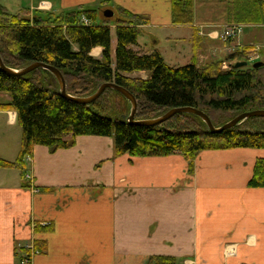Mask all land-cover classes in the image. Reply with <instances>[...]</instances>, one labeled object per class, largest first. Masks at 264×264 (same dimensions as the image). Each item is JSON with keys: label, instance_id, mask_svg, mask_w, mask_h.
I'll use <instances>...</instances> for the list:
<instances>
[{"label": "crops", "instance_id": "obj_1", "mask_svg": "<svg viewBox=\"0 0 264 264\" xmlns=\"http://www.w3.org/2000/svg\"><path fill=\"white\" fill-rule=\"evenodd\" d=\"M0 6L31 20L80 8H104L102 16L124 9L149 20L134 52H158L162 39L140 40L157 30L165 40H186L200 66L251 45L239 36L220 47L225 25L176 24L173 0H0ZM117 18L110 20L111 36ZM116 50L112 41L114 63ZM91 56L101 60L103 48ZM7 95L0 102V160L15 163L23 131L14 136L20 125L15 111L2 108L11 102ZM260 158L263 149L204 151L191 170L181 153L118 156L113 137L79 136L57 150L35 146L21 167L0 168V264L27 258L30 264H264V188L249 186Z\"/></svg>", "mask_w": 264, "mask_h": 264}, {"label": "trees", "instance_id": "obj_2", "mask_svg": "<svg viewBox=\"0 0 264 264\" xmlns=\"http://www.w3.org/2000/svg\"><path fill=\"white\" fill-rule=\"evenodd\" d=\"M201 4L216 11L215 18L201 19L197 8ZM173 7L176 24H264V0H173ZM118 13L125 18L116 22L114 63L110 19L98 10L80 8L53 19L38 16L31 20L10 15L0 6V57L14 70L35 62L58 69L68 95L73 97H89L104 83L123 87L137 99L136 121L156 119L172 109L194 108L205 112L220 128L241 114L264 110V66L234 69V63L247 61L248 50L230 54L227 71L222 69V61L200 66L196 54L191 64L172 68L158 52L139 55L132 49L149 20L124 9ZM85 19L89 24L83 23ZM97 47L103 48L101 60L91 56ZM138 72H146L148 79L129 77ZM0 93L11 96V102L2 108L17 113L23 131L18 161L0 160V168L21 167L35 146L67 148L79 136L113 137L118 156L168 157L181 153L191 170L204 151L264 150V118H251L221 134L209 133L202 119L192 114L175 115L157 126L130 125L123 117L129 115L131 104L117 91L107 89L91 105L77 104L60 95L56 78L43 69L25 76L0 70ZM249 186L264 188V158L257 160ZM37 250L44 251L45 246L38 245ZM156 263L173 261L159 259Z\"/></svg>", "mask_w": 264, "mask_h": 264}, {"label": "water", "instance_id": "obj_3", "mask_svg": "<svg viewBox=\"0 0 264 264\" xmlns=\"http://www.w3.org/2000/svg\"><path fill=\"white\" fill-rule=\"evenodd\" d=\"M104 16L106 18L110 19L114 16V12L107 10L104 12ZM248 65H249L248 62H246V61L245 62H237L234 65V69L246 68ZM262 66H264V63L258 62V63H255L253 65V68L257 69V68H260ZM37 69H43V70H46V71H49L50 73H52L53 76L56 78L58 84H59L60 95L63 96L64 98L68 99V100H71V101L77 103V104L91 105L92 103L97 101L104 94V92L107 89H112V90L117 91L122 96H124L131 104V110H130L129 115L127 117L126 116L123 117V119H125L130 125L146 126V127L157 126V125H160V124L167 122L168 120L173 118L175 115L192 114V115H196L202 119V121L205 123L206 129L209 133L221 134L225 131L234 129L238 125L248 121L251 118H264V110L252 111V112L241 114L240 116L236 117L234 120L228 122L224 126H222L220 128H216L213 125L210 117L205 112L194 109V108H179V109H172V110L166 112L165 114H163L162 116H160L156 119L136 121L135 118H136L137 109H138L137 99L135 98V96L132 93H130L128 90H126L123 87H120L114 83H104V84H100L98 86L96 93L89 96V97H85V98L73 97V96L68 95L65 78H64L63 74L58 69H56L50 65H47L45 63L35 62V63L30 64L29 66H27L24 69L14 70V69H10V68L6 67L2 58L0 57V70L8 73L10 75L25 76V75H27V74H29V73L37 70Z\"/></svg>", "mask_w": 264, "mask_h": 264}, {"label": "rangeland", "instance_id": "obj_4", "mask_svg": "<svg viewBox=\"0 0 264 264\" xmlns=\"http://www.w3.org/2000/svg\"><path fill=\"white\" fill-rule=\"evenodd\" d=\"M197 8H200L199 10V14H200V18L205 20V18H211L217 15V13H215L216 11H212L211 8L208 5L205 4H201L200 6H197ZM106 9V8H105ZM104 10L101 9L100 15H102V11ZM116 14L114 15L113 19L115 20L117 17L118 18H125V15H122L121 13H118L117 11L115 12ZM226 26L223 27V30ZM222 30V31H223ZM151 34L153 35L152 37H155V39H162L163 43L157 45L155 48L157 49V51L164 56L165 58V62L168 66L172 67V68H181V67H185L189 64H191L192 62V57H193V51L191 48V45L184 39H178L177 36L176 38H171L169 41L165 40V36L162 35V33L158 32L157 30H153V32H147L145 34H143L140 38V40L142 41H147V42H152L153 38L151 37ZM221 33H219L220 37L217 38L219 39L222 43L219 42V44H221L223 47L224 44H228L229 42H235L236 39L234 40H229V41H224L221 38ZM169 35H174V32H170ZM154 39V40H155ZM112 41H113V48L117 47V35L115 33V30L112 31ZM237 41H242L244 44H251L249 46H246L242 49H238V50H248V55L246 57L247 61L249 63V65L247 66V68H252L253 65L257 62H262L264 63V24L262 25H244L243 28V32L240 35L239 39ZM254 44V45H253ZM234 45V44H231ZM76 48V47H74ZM77 49V48H76ZM236 50V52L238 51ZM232 54V53H231ZM224 54H220V56L217 59H213L211 61H209V63L211 62H220L222 61L224 64L221 65L222 69L227 71L230 69V62L227 61V58L230 54H228L227 56H223ZM223 56V57H222ZM208 62V61H207ZM236 64V63H234ZM233 64V65H234ZM6 97H8L7 94H0V102H4L6 100ZM14 130V136L16 137H22V129L20 126H16L13 128ZM19 132V133H17ZM18 134V135H16Z\"/></svg>", "mask_w": 264, "mask_h": 264}, {"label": "built area", "instance_id": "obj_5", "mask_svg": "<svg viewBox=\"0 0 264 264\" xmlns=\"http://www.w3.org/2000/svg\"><path fill=\"white\" fill-rule=\"evenodd\" d=\"M241 32H242V28L240 26H228L226 27L225 31L221 35V38L224 41H229L239 36ZM23 264H30L29 259H26L23 262Z\"/></svg>", "mask_w": 264, "mask_h": 264}]
</instances>
